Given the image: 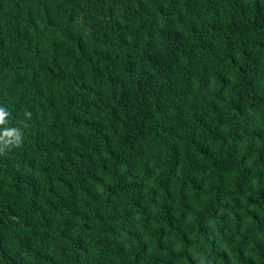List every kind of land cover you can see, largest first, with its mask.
Returning a JSON list of instances; mask_svg holds the SVG:
<instances>
[{
    "label": "trees",
    "instance_id": "obj_1",
    "mask_svg": "<svg viewBox=\"0 0 264 264\" xmlns=\"http://www.w3.org/2000/svg\"><path fill=\"white\" fill-rule=\"evenodd\" d=\"M0 264H264V0H0Z\"/></svg>",
    "mask_w": 264,
    "mask_h": 264
},
{
    "label": "clouds",
    "instance_id": "obj_2",
    "mask_svg": "<svg viewBox=\"0 0 264 264\" xmlns=\"http://www.w3.org/2000/svg\"><path fill=\"white\" fill-rule=\"evenodd\" d=\"M9 113L3 108L0 107V125L6 124V118ZM0 144L6 146H22V134L18 129H8L6 128L2 133H0ZM4 152V148L0 147V153Z\"/></svg>",
    "mask_w": 264,
    "mask_h": 264
}]
</instances>
